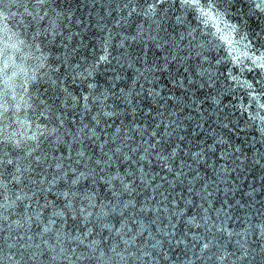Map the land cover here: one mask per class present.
Listing matches in <instances>:
<instances>
[{
	"label": "snow or ice",
	"instance_id": "obj_1",
	"mask_svg": "<svg viewBox=\"0 0 264 264\" xmlns=\"http://www.w3.org/2000/svg\"><path fill=\"white\" fill-rule=\"evenodd\" d=\"M0 264H264V0H0Z\"/></svg>",
	"mask_w": 264,
	"mask_h": 264
},
{
	"label": "water",
	"instance_id": "obj_2",
	"mask_svg": "<svg viewBox=\"0 0 264 264\" xmlns=\"http://www.w3.org/2000/svg\"><path fill=\"white\" fill-rule=\"evenodd\" d=\"M245 75L247 76L248 74L246 73Z\"/></svg>",
	"mask_w": 264,
	"mask_h": 264
}]
</instances>
